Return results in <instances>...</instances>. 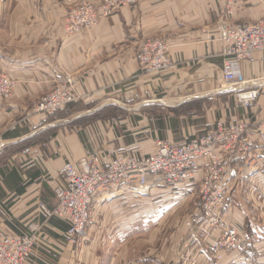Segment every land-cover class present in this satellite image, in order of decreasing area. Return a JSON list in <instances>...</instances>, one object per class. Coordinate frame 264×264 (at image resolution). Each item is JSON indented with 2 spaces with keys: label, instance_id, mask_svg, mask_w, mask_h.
Wrapping results in <instances>:
<instances>
[{
  "label": "crops",
  "instance_id": "0c3cea01",
  "mask_svg": "<svg viewBox=\"0 0 264 264\" xmlns=\"http://www.w3.org/2000/svg\"><path fill=\"white\" fill-rule=\"evenodd\" d=\"M15 1L0 7V68L19 82L15 99L0 106V160L9 159L0 164V227L13 236L30 234L44 223L38 206H56L57 191L64 182L61 166L66 162L97 154L106 161L125 152L147 155L161 141L203 137L218 121L226 125L264 122V53L239 65L249 81L246 88L259 92L252 109L237 105L238 89L224 88V43L215 35L224 15L223 0L208 4L138 0L108 19L99 10V24L75 37L64 34L70 7L66 0ZM89 1L100 5L102 0ZM263 14L261 6L240 2L228 23L239 26ZM147 39L168 44L173 66L166 73L142 72L137 57ZM67 74L74 75L86 96L78 103L86 111L71 121L50 122L34 116V100L60 85ZM144 108L150 109L139 112ZM155 108L181 109L182 113L149 119L148 113L152 115ZM103 109L124 112L119 125L104 120L69 125ZM55 127L60 130L49 138V129ZM242 164V159L227 163L228 217L242 228L245 246L241 256L225 261L264 264V152L252 161V172L244 180L238 178L244 173ZM198 181L199 175L195 184L178 192L159 188L146 196L96 200L91 223L78 236L76 246L67 247L68 222L53 218L40 227L29 263L152 264L161 259L165 264H215L211 250L224 231H207V215L189 214L164 251L138 246L149 222H154L155 229L164 228L176 202L189 200L186 197L198 189ZM131 243L134 247L129 249ZM192 244H198L195 255V248L188 249Z\"/></svg>",
  "mask_w": 264,
  "mask_h": 264
},
{
  "label": "built area",
  "instance_id": "2783aa9c",
  "mask_svg": "<svg viewBox=\"0 0 264 264\" xmlns=\"http://www.w3.org/2000/svg\"><path fill=\"white\" fill-rule=\"evenodd\" d=\"M71 3L64 18V34L67 37L81 35L99 24V10L108 19L122 8L136 4L138 0H102L96 5L89 0H67ZM209 3L211 0H188ZM224 16L217 25L215 35L224 43L222 69L224 83L242 89L248 81L239 65L253 61L255 53L264 51V16L252 24L230 26L225 19L234 15V7L240 2L253 3L264 10V0H223ZM140 65L147 74L156 75L168 71L173 62L169 46L164 40L153 39L143 43L139 56ZM19 82L0 68V106L14 97ZM242 96V95H240ZM83 95L76 87L75 79L67 75L33 105V115H53L66 104L80 102ZM255 102L258 92L247 93ZM248 105V104H247ZM249 106V105H248ZM264 152V122L251 125L247 120L237 124H216L207 135L180 142H158L147 155L125 152L108 161L101 155H91L76 163H66L61 169L63 185L57 191V203L53 209L42 205V216L59 218L69 223L66 237L68 244H75L92 220V206L98 199L110 202L125 195L146 196L159 188L182 191L198 181L199 213L205 211L206 230L217 228L224 216L228 218V200L231 188L227 182L228 162L242 159L244 180L252 172V161L262 158ZM222 212L225 215L222 218ZM45 218V219H46ZM40 227L32 228V236L11 238L0 232V264H26L38 238ZM244 239L240 227L231 226L216 240L213 250L216 264L226 257H239L244 251ZM152 264H165L161 259Z\"/></svg>",
  "mask_w": 264,
  "mask_h": 264
},
{
  "label": "rangeland",
  "instance_id": "374dc122",
  "mask_svg": "<svg viewBox=\"0 0 264 264\" xmlns=\"http://www.w3.org/2000/svg\"><path fill=\"white\" fill-rule=\"evenodd\" d=\"M52 2H55L56 0H51ZM185 1H187V2H191V1H188V0H185ZM14 2H16L15 0H0V7H4L5 8V6H6V4H12V3H14ZM66 2L68 3V1L66 0ZM253 4V3H252ZM68 5H71V3H68ZM134 5H136V4H133L132 6H134ZM69 7V6H68ZM71 7H69L68 8V10L70 9ZM224 12V11H223ZM224 14V13H223ZM224 16V15H223ZM222 16V17H223ZM262 16H264V14L262 15ZM233 16H230V17H228V18H226L225 19V23L227 24V25H230L229 23H228V20H229V18H232ZM3 18V17H2ZM1 18V19H2ZM261 18V17H260ZM259 18V19H260ZM257 21V20H256ZM253 22H255V21H252V22H246L245 24H242V25H239V26H243V25H248V24H252ZM230 26H232V25H230ZM217 27V26H216ZM216 27H215V30H216ZM234 27H238V26H234ZM85 31H83L82 33H84ZM72 37H75V36H72ZM147 40H153V39H147ZM146 40V41H147ZM160 40H163V39H160ZM145 42V41H144ZM143 45V44H142ZM141 48H142V46H141ZM140 53H141V49H140V52H139V55H138V62H139V65H140V61H139V56H140ZM259 53H264V51H261V52H257V53H255V55L256 54H259ZM254 58H255V56H254ZM254 60V59H253ZM224 62H225V60H224ZM245 63V62H244ZM242 64V63H241ZM141 66V65H140ZM223 66H224V64H223ZM141 69H142V67H141ZM240 71H242L241 69H240ZM142 72L145 74V75H150L151 76V74H147L145 71H143V69H142ZM167 71H165V72H163V73H166ZM163 73H161V74H163ZM67 75H71V76H73V78H74V75L73 74H67ZM67 75H65V77L67 76ZM157 75H160V74H156V75H152V76H157ZM244 76V75H243ZM244 78L246 79V77L244 76ZM75 79V78H74ZM247 80V79H246ZM224 81V80H223ZM248 81V80H247ZM75 84H76V87H77V89L79 90V86L77 85V81L75 80ZM248 84H249V81H248ZM248 84H247V86H248ZM224 85V88H226V89H238V87H235V88H233L234 86H232V88L231 87H229L227 84H223ZM56 87V86H55ZM54 89V88H53ZM18 90V89H17ZM16 90V91H17ZM16 91H15V93H14V97L10 100L11 102L15 99V97H16ZM80 91V90H79ZM81 92V91H80ZM251 92H258V91H250V90H248L246 87H244V88H242L241 90L240 89H238V92L235 94V98H236V103H237V105L239 106V107H241V108H243L245 111L246 110H250V109H252V107H253V104L255 103V102H253V101H251L248 97H246V98H241V97H243L244 95H246L247 93H251ZM48 93V92H47ZM46 93V94H47ZM46 94H44V95H46ZM43 95V96H44ZM240 95H242V96H240ZM258 96H259V92H258ZM42 97V96H41ZM41 97H39V98H41ZM39 98H37V99H35L34 100V102L32 103V106H31V109H32V107H33V105L39 100ZM88 98V97H87ZM83 99H86V97H84ZM82 99V100H83ZM257 99H258V97H257ZM257 99H256V101H257ZM11 102H9V103H11ZM78 103L79 102H77V103H71V104H66L65 106H64V108L63 109H61V110H59L58 112H56V113H54L53 115H44V114H37V116H43V117H47V118H49V120H50V122L52 121V122H56L57 120H63V119H66V120H69V121H71V120H73V118L78 114V113H80V112H85L86 110L83 108V107H78ZM249 106H248V105ZM89 109V108H88ZM87 109V110H88ZM90 109H92V107H90ZM150 108H144V109H140L139 110V112H141V111H144L145 113L149 110ZM81 110H84V111H81ZM170 109H168V110H164V109H160V108H155V109H153V111H154V113L151 115V113H148L149 114V119H152V118H158V117H161V118H163V117H167V114H169V113H171L174 117L176 116V117H178L179 115H177V113H182L181 112V109L180 110H178V109H176V110H172V111H169ZM123 114H124V112H116V113H114L113 112V110L112 109H103V110H101V111H99L98 113H96L95 115H93V116H90V117H85L84 119H82L81 121L79 120V121H74L73 123H71V124H69L71 127H73V126H75V125H77V126H79V125H88V124H90L91 122H96L97 120H104L103 122H107V121H111V124L112 125H115L116 123L119 125V119H121L122 117L121 116H123ZM181 115V114H180ZM35 116V115H34ZM219 122H223V121H218L217 123H219ZM216 123V124H217ZM224 123V122H223ZM261 123V122H260ZM216 124H215V127H216ZM68 125V126H69ZM230 125V124H229ZM60 130V128H50L49 129V138L50 137H52V136H54V135H56L57 133H58V131ZM212 132V131H211ZM210 133V132H209ZM209 133H207V134H209ZM206 134V135H207ZM182 140H184V139H180V140H178V141H176V142H180V141H182ZM161 142H163V141H161ZM16 153H14V155H15ZM97 155H100V154H97ZM93 156V155H92ZM87 157H90V156H87ZM7 158V157H6ZM6 158H2L1 160H0V164H2V163H6V162H8L9 161V159H6ZM83 158H86V157H83ZM83 158H81V159H83ZM103 158V157H102ZM80 159V160H81ZM79 160V161H80ZM78 162V161H77ZM66 163H76V162H66ZM66 163H64L62 166H61V168H63V166L66 164ZM1 166V165H0ZM63 177V176H62ZM63 179V178H62ZM197 187H195V189H193L190 193H189V195H187V196H189V197H186L187 199L189 198V200H183V199H179L178 200V202H176V204H175V211L173 212L174 214H170L168 217H167V219H166V221L163 223V225H164V228L163 227H160L159 229H155V226L153 225V223L154 222H152V221H150L149 222V225L148 226H146L145 228H144V237H143V243H142V245H141V243H139L138 244V246H140L139 248L140 249H142L143 247H145V248H147L148 249V247H151V249H153L154 251H156V252H158V250L160 249V250H162V251H164L167 247H170V243H171V241L173 240V239H175L176 238V232L178 231V229H180L181 227H182V225H183V221L185 220V218L186 217H188L189 216V214L191 215L192 213H193V216H194V214H195V216L196 217H198V218H201L200 216H203V215H206L205 214V211H202L201 213H199V211H200V209L198 208V204H199V193H198V189H196ZM172 190V192H178V191H176V189H171ZM195 190V191H194ZM174 194V193H173ZM176 194H178V193H176ZM167 195V194H166ZM186 196V195H185ZM94 204H95V202H94ZM45 206V205H44ZM38 208L40 209V213L42 214V210H41V208H42V205H40V206H38ZM49 209H53V208H49ZM93 210H94V205L92 206V214H93ZM225 215V212H222V218H223V216ZM46 217H44L43 216V221H44V223L42 224V225H40V227H41V229H42V227L44 226V224L46 223V222H49L51 219H53V218H55V217H53V218H46ZM192 218V220L194 221V223H196V221H197V219L195 218V217H191ZM224 220H222L221 219V223H220V225L217 227V228H215L216 230L217 229H223V231H225V230H227L228 228H231V226L233 225V222H232V220H231V218L230 217H228V218H226L225 216H224ZM196 220V221H195ZM204 220V219H203ZM148 221H145V223H147ZM199 222V221H198ZM68 225H69V223H68ZM195 226H196V224H194ZM37 227V226H36ZM4 228V227H3ZM69 229H70V225H69ZM68 229V230H69ZM195 229V228H194ZM6 229L4 228V230L0 227V232L1 233H3L4 235H7V236H9V237H11V238H19V237H16V236H13V235H11V234H9V233H7V230L5 231ZM68 232V231H67ZM196 232H197V230H196ZM40 233V230H39V232H37L36 233V236H37V238L39 239V234ZM240 233H241V236H242V228H240ZM32 234H33V232H32V229L30 230V234H27V235H25V236H28V235H30V236H32ZM207 234V233H206ZM20 237H23V236H20ZM67 238V237H66ZM178 238V237H177ZM243 238V237H242ZM69 242H68V240H67V242H66V244H67V247H69V246H76L77 245V243H78V241H76V243L75 244H68ZM130 243V242H129ZM135 246H137L136 244H135ZM129 249L130 248H132V247H134V245H133V243H131V244H128V246H127ZM193 248H195V251L193 252V254L195 255L196 254V249L198 248V244H192L188 249H189V252H190V250H192ZM34 249L35 248H33V250L31 251V253H30V255H29V257H28V259L26 260V264H30L29 262H30V258H31V256H32V253H33V251H34ZM139 250V249H138ZM212 251V257H213V259H214V262H215V264H216V259H215V256H216V253L214 252V250H211ZM104 252V251H103ZM143 254V253H142ZM187 254H188V252H187ZM186 254V255H187ZM139 255H141L140 254V252L138 251V253L136 254V256H138L139 257ZM130 256H135V255H130ZM129 256V257H130ZM185 256V255H184ZM225 259H229L228 257H226ZM225 260H223V262L221 261V262H219L218 264H228L227 262H229L230 263V261H225ZM259 261V260H258ZM192 264H197V263H195V262H193Z\"/></svg>",
  "mask_w": 264,
  "mask_h": 264
},
{
  "label": "bare ground",
  "instance_id": "6f19581e",
  "mask_svg": "<svg viewBox=\"0 0 264 264\" xmlns=\"http://www.w3.org/2000/svg\"><path fill=\"white\" fill-rule=\"evenodd\" d=\"M194 3L208 4V3H202V2H194ZM209 3H210V2H209ZM75 36H77V35H75Z\"/></svg>",
  "mask_w": 264,
  "mask_h": 264
}]
</instances>
